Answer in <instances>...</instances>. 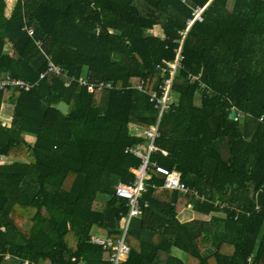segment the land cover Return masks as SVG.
Wrapping results in <instances>:
<instances>
[{
    "label": "trees",
    "instance_id": "16d2710c",
    "mask_svg": "<svg viewBox=\"0 0 264 264\" xmlns=\"http://www.w3.org/2000/svg\"><path fill=\"white\" fill-rule=\"evenodd\" d=\"M195 7L122 264H264V0H15L8 14L0 0V79L30 85L0 89V111L12 106L0 120V264H110L92 229L120 235L128 205L115 187L140 165L125 149L146 144L158 119L148 96L168 77L157 66L174 60ZM47 57L61 74L39 79ZM79 78L112 89L89 93ZM154 166L206 200L163 188Z\"/></svg>",
    "mask_w": 264,
    "mask_h": 264
},
{
    "label": "built area",
    "instance_id": "2783aa9c",
    "mask_svg": "<svg viewBox=\"0 0 264 264\" xmlns=\"http://www.w3.org/2000/svg\"><path fill=\"white\" fill-rule=\"evenodd\" d=\"M184 2V0H182ZM204 11V7H195L191 12V17L186 21V28L184 31L180 32L181 40L179 41L178 47L175 50V58L172 62L167 64L166 66H157L161 73L167 74L168 77L163 81L160 88V95L157 92L153 91L149 94V101L154 103V106L158 110V119L156 123L150 127L149 129H144L141 133L145 138L146 144L140 146H130L126 147L125 153H130L133 156L140 159V165L136 170L133 171L135 177L132 182L129 183H120L115 187V195L119 198H122L127 201L128 210L127 213L122 217L121 221L118 223V230L120 231L119 237L114 240L110 236L106 235V237H98L95 235H91L90 241L91 243L98 245L105 252L106 259L110 264H122L126 256L129 254V246L125 241V235L129 224L132 219L139 216V198L141 193L145 190V180L148 178L147 175V167L149 164V156L152 151L157 150L154 146V139L159 135L158 133V124L159 118L162 113L168 109L170 103V87L172 80L176 73L178 72L181 61L183 59L181 55V47L182 41L186 35L187 30L190 26L195 22L202 21V13ZM27 34L32 36L33 31L31 28H27ZM35 44L40 47L41 43L36 41ZM47 73H53L55 75L61 74V69L56 66L50 59L47 57V69L45 72L39 75V79H42ZM195 80H199V76L192 77ZM79 84L86 87L89 93H92L94 90L101 89H112V85L109 82H98V83H88L85 79L79 78ZM67 85V84H66ZM8 86H17L28 90L30 85L24 83L21 80L12 79L8 76H5L0 79V89H3ZM136 89L142 91V84H138ZM144 92V91H142ZM155 171L161 174L164 177L162 187L168 190L179 191L182 194H191L194 199L197 201H205L206 198L204 195H200L197 190L188 188L185 186L179 175L175 171H169L168 169L162 166H154ZM215 206L219 208L226 207V203L220 202L219 200L214 202ZM7 259V256H6Z\"/></svg>",
    "mask_w": 264,
    "mask_h": 264
},
{
    "label": "rangeland",
    "instance_id": "374dc122",
    "mask_svg": "<svg viewBox=\"0 0 264 264\" xmlns=\"http://www.w3.org/2000/svg\"><path fill=\"white\" fill-rule=\"evenodd\" d=\"M14 1H15V0H6V9H5V13H6V14H8V13L10 12V9L12 8ZM151 33H153V34H155V35H157V34L161 35L160 29H159L158 27H155V28L151 31ZM2 107H3V106H2ZM7 108L10 109V106H7ZM2 111H3V114H2L3 117H1L0 120H1L4 124H6V123H7V120L5 119L6 117H5V113H4V108L2 109ZM11 113H12V110H10V113H9V122H10V115H11ZM26 138H27V140H29L30 142H33V138H32V137H26ZM11 160H12L11 158H7V159L2 158V161H11ZM192 216H193V214H192L190 217L192 218ZM188 217H189V216H188ZM182 219L185 220V218H184L183 215H182ZM206 219H207V217H206ZM92 234L95 235V236H98V237H106V233H105V231H104V230H101V229H96V228H94L93 231H92ZM173 250H174V249H173ZM173 250H172V251H173ZM174 251L177 253V255H178L179 253H181V252L178 251V250H174Z\"/></svg>",
    "mask_w": 264,
    "mask_h": 264
},
{
    "label": "crops",
    "instance_id": "0c3cea01",
    "mask_svg": "<svg viewBox=\"0 0 264 264\" xmlns=\"http://www.w3.org/2000/svg\"><path fill=\"white\" fill-rule=\"evenodd\" d=\"M157 35H159V34H157ZM2 106H3V107H2ZM2 106H1V111H0V118L3 117V115H2V114H3L2 109L4 108V113H5V117H6L5 119L7 120V123H6V124H8V123H9V113H10V110H12V106L7 105V104H3ZM7 106H10V109H8ZM129 128H130V129H133V130L135 129V127H134L133 125H131V124L129 125ZM191 215H192V213L185 214V215H183V216H184L185 220H189V219H191V217H190ZM188 216H189V217H188ZM94 228H96V229H100V228H97V227H94ZM94 228H93V229H94ZM93 229H92V231H93ZM101 230H102V229H101ZM105 233H106V232H105ZM92 235H93V234H92ZM106 235H107V234H106ZM174 250H176V249H174ZM174 250L172 251V254H173V255H175V256H177V257H181V258H183V254H182V253H179V254L177 255V253H176Z\"/></svg>",
    "mask_w": 264,
    "mask_h": 264
},
{
    "label": "water",
    "instance_id": "95a60500",
    "mask_svg": "<svg viewBox=\"0 0 264 264\" xmlns=\"http://www.w3.org/2000/svg\"><path fill=\"white\" fill-rule=\"evenodd\" d=\"M57 109L61 112V113H65L67 110V106L64 103H59V105L57 106ZM235 116V111H231L229 117L231 119H233ZM118 227V223L116 224Z\"/></svg>",
    "mask_w": 264,
    "mask_h": 264
}]
</instances>
